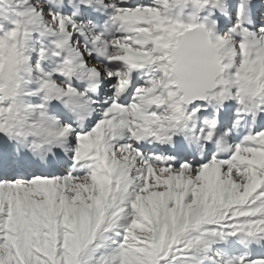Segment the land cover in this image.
<instances>
[{"label":"snow or ice","instance_id":"6c2138e0","mask_svg":"<svg viewBox=\"0 0 264 264\" xmlns=\"http://www.w3.org/2000/svg\"><path fill=\"white\" fill-rule=\"evenodd\" d=\"M0 264H264V0H0Z\"/></svg>","mask_w":264,"mask_h":264}]
</instances>
